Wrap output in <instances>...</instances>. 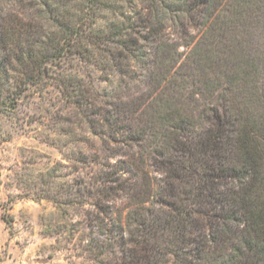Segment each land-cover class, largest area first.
I'll list each match as a JSON object with an SVG mask.
<instances>
[{"label": "trees", "instance_id": "trees-1", "mask_svg": "<svg viewBox=\"0 0 264 264\" xmlns=\"http://www.w3.org/2000/svg\"><path fill=\"white\" fill-rule=\"evenodd\" d=\"M127 2L11 0L6 14L0 8V62L10 70L19 64L27 85L43 81L49 73L47 65H54L63 71L56 80L60 93L74 106H88L84 81L67 73L63 62L76 59L92 64L117 76L119 88L131 91L128 83L135 79L144 83L151 76L152 57L155 66L163 64L164 44L159 40L156 46L162 52L158 60L154 41L165 16L195 12L206 35L214 31L221 9L230 2L229 21L220 20L225 38L227 32L239 33L247 27L255 4L254 0H142V10L123 17L121 8ZM117 11L125 22L99 16ZM231 57L223 62L233 70L237 84H248L250 92L263 89L264 54L253 41L245 49L238 47ZM130 63L137 65L138 75L131 73ZM152 79L140 94L134 87L132 95H139L127 102H105L107 108L100 111L83 110L91 133L105 131L123 147L124 158L114 165L99 163L85 188L76 186L77 192L90 197L93 209L78 221L85 231L76 238L80 240L77 256L83 264H264V149L251 146L255 135L264 139V114L258 118L249 114L234 151L222 154L212 145L213 162L200 170L204 148L195 147L193 140L199 132L221 139L232 129L229 111L212 112L208 127L197 131L180 92L164 89L165 95L156 97ZM165 83L167 78L160 86ZM4 84L0 70V113L16 95L4 97ZM256 93H251L250 103L264 113V100ZM94 116H100L98 121L91 119ZM134 147L138 157L131 153ZM146 160L156 164L162 175L157 191H152L141 166ZM116 201L124 202L123 213L110 208ZM77 232L71 229L72 236Z\"/></svg>", "mask_w": 264, "mask_h": 264}, {"label": "rangeland", "instance_id": "rangeland-1", "mask_svg": "<svg viewBox=\"0 0 264 264\" xmlns=\"http://www.w3.org/2000/svg\"><path fill=\"white\" fill-rule=\"evenodd\" d=\"M141 1L128 0L122 5V16L130 17L142 10ZM228 3L224 7L227 11H220L221 21H229ZM254 3L251 11L246 7L247 27H241L239 33L227 32L225 38L220 20L214 24L212 33L203 35L201 19L195 12L165 16L154 41L158 60L162 52L156 46L159 40L164 44L163 64L157 62L155 66L152 57L151 76L144 83L136 79L128 83L131 91L118 87L117 76L92 64L79 63L76 59L63 62L64 69L70 70L67 73L84 81L83 87L89 90L85 93L88 106H74L60 93L56 80L63 71L54 65H47L49 73L43 81L27 85L19 73V64L10 70L0 62L5 83L3 96L9 98L16 93L13 102L5 104L0 113V264H83L77 256L80 240L76 238L85 231L84 224L79 223L81 218L93 209L90 197L77 192L76 186L80 184L84 189L89 177L100 169L99 163L114 165L124 158L123 147L111 141L105 131L91 133V127L82 118L86 108L100 111L107 108L105 102H127L144 92L145 83L154 77V96L165 95L164 89L166 93L180 92L182 105L192 116L197 131L208 127L207 116L212 112L229 111L231 132L227 129L218 140L209 137L208 132H199L193 140L195 147L204 148L199 159L200 170L204 163L213 162L209 150L212 145L220 148L222 154L234 151L238 132L251 112L257 118L264 114L263 108L249 100L251 93L256 92L264 100V87L250 92L248 84H237L233 70L223 62L234 57L238 47L245 49L251 40L259 53L264 54V0ZM11 7V0H0L3 14ZM99 16L125 22L118 17V11L115 15L103 12ZM130 71L133 75L140 72L133 63ZM139 78L144 79V75ZM164 78L167 83L161 87ZM134 87L139 94L132 95ZM7 88L10 89L6 91ZM99 117L91 119L98 121ZM251 141L257 150L264 149L262 136L255 135ZM138 152L136 147L131 150L135 156ZM154 165L151 160L141 163L152 183V191H157L162 175ZM123 206L122 201L110 204L112 211L119 213H123ZM72 228L78 229L73 236Z\"/></svg>", "mask_w": 264, "mask_h": 264}]
</instances>
